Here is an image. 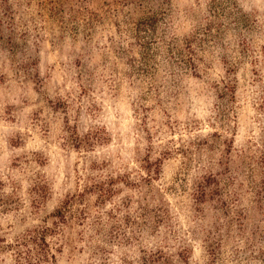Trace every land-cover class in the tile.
I'll return each mask as SVG.
<instances>
[{
	"label": "rangeland",
	"instance_id": "obj_1",
	"mask_svg": "<svg viewBox=\"0 0 264 264\" xmlns=\"http://www.w3.org/2000/svg\"><path fill=\"white\" fill-rule=\"evenodd\" d=\"M0 264H264V0H0Z\"/></svg>",
	"mask_w": 264,
	"mask_h": 264
}]
</instances>
